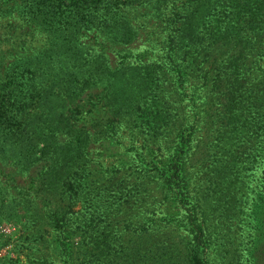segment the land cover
I'll return each mask as SVG.
<instances>
[{
    "label": "rangeland",
    "instance_id": "obj_1",
    "mask_svg": "<svg viewBox=\"0 0 264 264\" xmlns=\"http://www.w3.org/2000/svg\"><path fill=\"white\" fill-rule=\"evenodd\" d=\"M183 1L131 7L126 16L135 34L127 41L104 32L80 35L76 47L85 65L78 62L79 69L73 68L79 72L64 80L63 74L44 71L47 85L55 81L51 94L58 92L47 107L38 94L31 98L29 84L24 88L12 83L20 70L12 65L21 61L27 66L38 59L49 48V35L29 17L10 13V0H0V83L7 82L9 69L12 79L0 88L10 95L3 110L9 126L1 132L0 143V264H46L44 256L60 263V241L69 244L72 264H97L100 258L87 259L97 239L106 247L102 264H188L185 229L174 222H150L164 206L167 212L175 210V203L156 199L152 177L144 178L145 186L139 182L141 158L163 157L173 145L177 117L181 122L196 109L185 93L176 92L172 76L169 85L147 89L153 72L146 67L167 62L160 29L183 11ZM217 3L230 5L227 0ZM170 27L178 29L173 23ZM192 65L191 72L199 76L197 59ZM51 66L58 63L52 61ZM107 68L116 78L103 90L107 80L100 78L108 75ZM56 75L63 80L58 82ZM184 87L189 92L190 84ZM140 97L144 101L138 102ZM256 112L254 122L257 117L260 121L250 137L244 138L237 123L233 133L220 132L217 147L205 149L209 144L200 143L186 163L193 172L189 188L203 203L207 264H264V110ZM55 115H70L71 133H52L54 126L46 117ZM24 124L27 132L21 133L18 127ZM220 124L223 131L224 121ZM79 135L82 153L77 142L66 149L74 164L64 165L67 153L42 154L48 142L53 149L52 143L77 140ZM50 155L55 158L53 176L46 174ZM56 208L67 222L63 234L52 224Z\"/></svg>",
    "mask_w": 264,
    "mask_h": 264
},
{
    "label": "trees",
    "instance_id": "obj_2",
    "mask_svg": "<svg viewBox=\"0 0 264 264\" xmlns=\"http://www.w3.org/2000/svg\"><path fill=\"white\" fill-rule=\"evenodd\" d=\"M167 0H10V13L17 12L19 17H29L44 27L49 35V48L41 51L38 59L30 65L14 63L13 67L20 70L15 71L12 83L21 87H26L32 95L40 96L43 102L50 107L53 103L51 94L55 81L48 85L45 83L44 71L53 74H63L65 79L75 76L81 62L82 55L76 47L78 37L88 32H101L115 40L127 41L135 31L129 24L126 16L128 10L134 5L151 4L162 6ZM229 6L218 4L217 0H185V7L182 12L175 13V18L165 21L160 29L163 37L161 53L167 62L156 67H146L153 72L150 84L147 89L155 90L161 85H169L167 79L171 76L176 78L173 82L178 94L185 93L195 111H191L187 116L177 117L178 125L173 136V145L169 151L160 159L153 158L147 161L141 158V171L139 172V182L142 185L144 178L152 177L156 187L157 197H161V202H173L176 209L166 211L165 206L159 210V217L150 222L159 221L158 226L174 222L177 226L185 229L188 240L186 251L188 252V264H207L205 257V245L207 233L205 231V220L201 215L203 203L192 194L189 188L193 172L186 163L195 153L200 143H208L206 147L216 146L221 133H233L238 126L240 132H244V138H248L253 133L254 122L258 113L264 110V0H227ZM173 23L178 29L170 27ZM107 36V37H108ZM108 37V38H109ZM187 58V59H186ZM186 59L187 63L183 65ZM197 59L201 74L194 75L192 63ZM56 61L58 67L51 66V62ZM79 62L80 65L77 63ZM65 64V65H63ZM112 70L107 68L106 77H101L105 81L103 90L109 87L115 76ZM171 73H174L171 75ZM126 78H131L123 71ZM133 77V76H132ZM58 82L63 79L56 75ZM135 79V78H131ZM10 80V69L8 71L7 82H1L0 88H5ZM19 80V81H18ZM170 80V79H169ZM74 79H71V82ZM30 82V83H29ZM50 82L47 79V83ZM85 82V81H83ZM190 84L189 92L184 86ZM66 84V81H65ZM73 89H77L79 83ZM115 90L114 86L111 87ZM10 99V95L0 92V143L2 142V131L8 124V114L4 102ZM144 101L142 97L138 102ZM156 105L155 107H162ZM186 107V105H184ZM49 113V111H47ZM44 114V112H42ZM69 112H67L68 114ZM71 115V113H69ZM45 115V114H44ZM70 115L64 118L61 115L46 117L47 122L54 126L52 133L64 131L65 134L72 132ZM64 116V114H62ZM236 119V120H235ZM221 120L224 121V130H221ZM19 132H27L26 124L18 127ZM44 134V133H43ZM79 135L77 140L70 137L63 142L52 143V148H42V154L47 153H67L66 149H71L77 142L79 146L78 154L83 150ZM48 141L47 135L41 138ZM215 143V144H214ZM28 146V145H27ZM217 147V146H216ZM59 150V151H58ZM251 151L247 153L249 156ZM58 155L56 160L59 161ZM51 165L47 173H54L55 158L50 155ZM73 154H68L64 159V165L74 164ZM145 166H144V165ZM149 164V168H146ZM81 165V162L78 164ZM148 171V172H147ZM147 173V174H146ZM52 224L54 228H60L61 234L66 231V220L63 212L56 208L51 212ZM147 220H150L148 218ZM145 226V220L143 222ZM94 239V238H93ZM61 253L60 263L49 261L47 256L41 259L46 264H72L68 257L71 256L69 244H62L60 241ZM102 241L93 240L90 246L88 260L96 261L100 258L102 264L105 253L103 252ZM97 251V252H96ZM99 253L98 255H96ZM106 257V256H105ZM102 258V259H101ZM97 263V264H98Z\"/></svg>",
    "mask_w": 264,
    "mask_h": 264
}]
</instances>
